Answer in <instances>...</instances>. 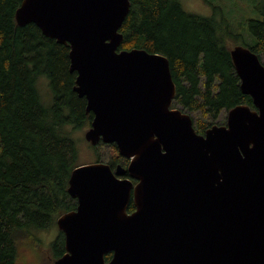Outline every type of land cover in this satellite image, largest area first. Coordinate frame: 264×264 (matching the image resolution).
Masks as SVG:
<instances>
[{
	"label": "water",
	"instance_id": "obj_1",
	"mask_svg": "<svg viewBox=\"0 0 264 264\" xmlns=\"http://www.w3.org/2000/svg\"><path fill=\"white\" fill-rule=\"evenodd\" d=\"M130 8L131 0H22L16 10L19 25L70 45L74 90L94 113L86 140L115 143L129 159L72 171L77 207L56 219L65 252L55 264H264L263 60L234 46L255 108L239 103L225 124L200 133L191 113L173 106L169 58L120 49Z\"/></svg>",
	"mask_w": 264,
	"mask_h": 264
},
{
	"label": "trees",
	"instance_id": "obj_2",
	"mask_svg": "<svg viewBox=\"0 0 264 264\" xmlns=\"http://www.w3.org/2000/svg\"><path fill=\"white\" fill-rule=\"evenodd\" d=\"M21 2L0 0V264H20L23 240L35 244L34 231L50 229L57 217L76 209L77 199L68 192L72 171L80 165L73 134L89 128L94 118L87 98L74 90L70 45L48 37L35 23L19 25ZM243 23L255 36L247 46L264 62V20ZM120 31V49L145 48L169 58L177 84L173 106L191 113L200 133L225 124L229 109L239 103L255 108L241 89L231 56L240 34L225 29L215 16L189 12L181 0H131ZM42 79L52 93L48 105L40 92ZM100 145L109 146V155L98 151ZM94 147L98 160L114 168L129 162L115 143ZM129 209H135L133 199ZM51 251L53 261L65 252L63 231Z\"/></svg>",
	"mask_w": 264,
	"mask_h": 264
},
{
	"label": "rangeland",
	"instance_id": "obj_3",
	"mask_svg": "<svg viewBox=\"0 0 264 264\" xmlns=\"http://www.w3.org/2000/svg\"><path fill=\"white\" fill-rule=\"evenodd\" d=\"M181 3L189 12L215 16L225 25V29L231 28L232 33L240 34L235 44L247 46L255 40L250 24L243 23L246 19L264 20V0H181ZM40 85L43 100L48 105L52 101V93L46 79H42ZM192 114L195 116V113L192 112ZM87 129L88 127L76 129L73 134L78 144V164L92 163L99 159L96 148L85 138ZM97 149L102 155H109L108 145H100ZM60 231L57 224L50 229L34 231L37 242L32 243L33 245L24 243L25 240L21 242L18 262L20 264H53L51 244Z\"/></svg>",
	"mask_w": 264,
	"mask_h": 264
},
{
	"label": "flooded vegetation",
	"instance_id": "obj_4",
	"mask_svg": "<svg viewBox=\"0 0 264 264\" xmlns=\"http://www.w3.org/2000/svg\"><path fill=\"white\" fill-rule=\"evenodd\" d=\"M128 163H129V162H128ZM127 165H128V164H127ZM127 165H125V166H127ZM123 166H124V165H123ZM115 168H116V167H115ZM126 175H127V173H126ZM128 211H129V212H132L133 210L128 209ZM56 224H57V223H56ZM56 259H57V258H56ZM56 259H55V260H56ZM54 264H55V261H54Z\"/></svg>",
	"mask_w": 264,
	"mask_h": 264
}]
</instances>
